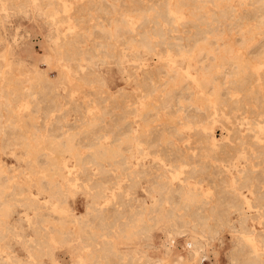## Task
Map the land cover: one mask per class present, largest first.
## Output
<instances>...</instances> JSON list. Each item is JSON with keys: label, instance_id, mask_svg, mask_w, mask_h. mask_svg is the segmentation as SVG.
<instances>
[{"label": "rangeland", "instance_id": "1", "mask_svg": "<svg viewBox=\"0 0 264 264\" xmlns=\"http://www.w3.org/2000/svg\"><path fill=\"white\" fill-rule=\"evenodd\" d=\"M54 263L264 264V0H0V264Z\"/></svg>", "mask_w": 264, "mask_h": 264}, {"label": "bare ground", "instance_id": "2", "mask_svg": "<svg viewBox=\"0 0 264 264\" xmlns=\"http://www.w3.org/2000/svg\"><path fill=\"white\" fill-rule=\"evenodd\" d=\"M181 188V187H180ZM188 191V190H187ZM190 192V191H189ZM193 192V191H192ZM192 194V193H191ZM196 194V193H195ZM192 197H193V195H192ZM16 258H20L19 256H15ZM54 264H56V263H54Z\"/></svg>", "mask_w": 264, "mask_h": 264}, {"label": "built area", "instance_id": "3", "mask_svg": "<svg viewBox=\"0 0 264 264\" xmlns=\"http://www.w3.org/2000/svg\"><path fill=\"white\" fill-rule=\"evenodd\" d=\"M183 248V247H182Z\"/></svg>", "mask_w": 264, "mask_h": 264}]
</instances>
